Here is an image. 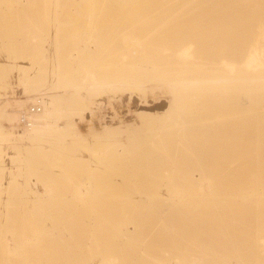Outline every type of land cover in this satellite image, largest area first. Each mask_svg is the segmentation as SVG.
Returning a JSON list of instances; mask_svg holds the SVG:
<instances>
[{
    "label": "bare ground",
    "instance_id": "obj_1",
    "mask_svg": "<svg viewBox=\"0 0 264 264\" xmlns=\"http://www.w3.org/2000/svg\"><path fill=\"white\" fill-rule=\"evenodd\" d=\"M128 1L135 19L157 41L152 55L192 65L190 84L199 96L192 107L182 105L176 131L160 140L165 163L153 164L143 179L135 173L133 179L121 176V183L97 186L82 180L53 188L26 178L12 194L2 189L7 161L1 142L0 264H68L71 258L83 259L82 264H264V0ZM101 2L0 0V20L10 21H0V28L20 25L23 16L28 22V30L18 35L33 51L24 62L29 69L22 70L31 72L22 80L27 91L40 92L44 85L34 64L47 66L52 60L57 70L51 77L61 80V37L67 33L61 20L72 8L78 13L79 5ZM43 6L49 7L48 28L38 24ZM9 36L3 35L5 48ZM93 44L82 50L89 53L97 48ZM130 45L137 55L139 44ZM89 86L94 99L105 90L103 83ZM119 90L128 95L129 86L120 84ZM39 101L43 111L33 123L35 115L30 116L27 131L18 136L31 145L61 111L56 101L47 107ZM19 154L10 177L29 173L28 154ZM18 175L13 180H20ZM39 184L43 193L37 192ZM58 247L66 248L67 258Z\"/></svg>",
    "mask_w": 264,
    "mask_h": 264
},
{
    "label": "rangeland",
    "instance_id": "obj_2",
    "mask_svg": "<svg viewBox=\"0 0 264 264\" xmlns=\"http://www.w3.org/2000/svg\"><path fill=\"white\" fill-rule=\"evenodd\" d=\"M125 2L105 0L93 6L79 5L78 13L72 8L69 17L61 20L67 28L66 35L61 37L65 50L61 80L51 77L57 70L52 60V64L49 61L47 66L34 64V72L40 71L45 77L42 84L46 85L41 84L45 90L40 87V92L27 91L29 86L22 81L29 72L22 71L29 69V63L24 62L32 58L33 52L28 44L22 46V37L18 38L28 30L26 17L23 16L20 25L0 28V144L3 143L7 161L2 189L17 194L27 179L32 183L43 181L53 188L77 185L82 180L97 183V186L104 182L105 185L121 183V176L133 179L136 173L143 179L146 178L144 174L153 169V164L165 163V155L159 152L160 148L163 150L160 140L174 127L173 131H176L182 119V105L193 106L199 96L190 84L193 73L189 70L193 68L190 64L159 54L154 57L150 49L157 41L152 35H147L148 26L135 19L133 6L128 0ZM48 9V6L42 8L38 17L40 27L48 28L51 24ZM0 21H5L6 25L10 22L3 17ZM49 32L53 34L52 28ZM2 34L7 36L6 39L10 35V47L3 46L5 39ZM132 42L139 44L137 55L130 53ZM93 43L97 44L96 49L89 53L82 50L85 45L94 46ZM52 52L53 49L49 50L50 55L47 54L50 58L53 57ZM93 83H103L105 87L96 99L89 96V85ZM124 83L129 86L128 95L119 90V85ZM106 87L110 90L107 91ZM39 99H43L45 107L56 101L61 111L58 116L54 115L47 131L37 137L36 145H31L18 139L28 129L20 124V117ZM87 110L91 114H86ZM82 111L85 115L80 119ZM38 115L31 117L30 122H35ZM21 152L28 154L29 177L23 174L21 178L15 174L12 178L9 172L17 171ZM69 163L75 168L69 167ZM61 169L68 172L61 174ZM17 175L21 179L13 180ZM161 189L159 192L165 194V189ZM37 190L43 193V186L39 184ZM115 193L111 199L113 202L118 195L117 191ZM57 250L63 258L68 257L65 247ZM157 256L160 257V253ZM159 257L156 261L161 263ZM68 261V264H82L83 259L81 262L74 258Z\"/></svg>",
    "mask_w": 264,
    "mask_h": 264
},
{
    "label": "built area",
    "instance_id": "obj_3",
    "mask_svg": "<svg viewBox=\"0 0 264 264\" xmlns=\"http://www.w3.org/2000/svg\"><path fill=\"white\" fill-rule=\"evenodd\" d=\"M42 111H43V103H42V101H39L37 105L30 107L26 112L21 114L20 124L23 127H26L27 125L30 124L29 123L30 116L39 114Z\"/></svg>",
    "mask_w": 264,
    "mask_h": 264
}]
</instances>
